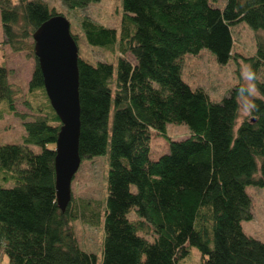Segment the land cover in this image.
Wrapping results in <instances>:
<instances>
[{
  "label": "trees",
  "instance_id": "obj_1",
  "mask_svg": "<svg viewBox=\"0 0 264 264\" xmlns=\"http://www.w3.org/2000/svg\"><path fill=\"white\" fill-rule=\"evenodd\" d=\"M62 1L77 9L99 0ZM0 11L2 47L30 51L36 59L25 99L34 112L29 115L16 109L1 50L0 103L20 117L25 135L22 144L0 142V253L8 264H97L70 223L95 225L100 209L72 208L73 198L65 212L58 206L55 148L62 123L35 54L34 32L64 14L46 0H0ZM241 22L264 31V0H226L224 7L217 0H123L119 37L116 28L83 18L88 44L119 54L116 63L78 59L79 153L84 159L110 151L102 264H179L192 246L201 264H264V242L240 232L230 211L241 202L243 185L264 184V101L238 125L237 87L215 101L182 77L186 54L205 48L219 64L235 59L233 27ZM243 58L264 95V40ZM168 123L188 125L191 135L172 139ZM152 131L169 144L157 159L151 157ZM234 156L235 170L226 175Z\"/></svg>",
  "mask_w": 264,
  "mask_h": 264
},
{
  "label": "rangeland",
  "instance_id": "obj_2",
  "mask_svg": "<svg viewBox=\"0 0 264 264\" xmlns=\"http://www.w3.org/2000/svg\"><path fill=\"white\" fill-rule=\"evenodd\" d=\"M51 7L56 8L70 21L71 32L77 35L79 54L89 61H103L116 63L118 50H110L88 44L82 29V20L85 16L93 21L106 26L114 27L120 35V20L123 15V0H99L89 3L84 8L69 9L62 0H46ZM219 6L224 7L226 0H217ZM234 46L233 51L236 58L229 63L219 64L215 55L208 49H202L199 55L186 54L183 61L182 77L193 88L204 89L215 101H221L231 90L238 87L242 81L240 66L248 63L243 57L255 54L257 50V40H264V31H255L245 22H241L233 27ZM3 26L0 11V55L1 50L5 51V58L10 69L9 81L15 90V106L20 113L34 112L25 104L27 98L28 85L35 68L36 59L30 51L13 52L8 47L3 46ZM119 41V40H118ZM127 57L133 61L131 55ZM249 64V63H248ZM239 102L241 100L239 97ZM6 103H0V142L1 143H23L25 128L20 117L6 110ZM246 117V113L240 107L238 125ZM112 119V116H111ZM167 134L174 140H183L191 135V130L186 124H167ZM151 157L159 156L169 151V144L158 132L152 131L151 136ZM35 151L40 147L31 145ZM239 152L242 158H246V152L240 147ZM236 158H232L223 172L228 175L235 170ZM110 163V151L100 156L84 158L72 181L73 207L85 204L87 212L96 211V206L100 209L102 220L95 225H91L81 219L71 221L70 227L75 231L81 247L97 255V264H102V243L104 238V211L107 195V176ZM0 174V181L2 180ZM231 178V177H230ZM5 186L11 183H2ZM241 202L237 199L230 208L231 213H237V227L240 232H244L254 238L264 242V184L261 182L243 185L241 189ZM86 202V203H85ZM88 203V204H87ZM136 216V212L131 213ZM149 238L152 235H147ZM7 256L0 253V264H8ZM179 264H201V255L197 247L189 248L188 255Z\"/></svg>",
  "mask_w": 264,
  "mask_h": 264
},
{
  "label": "water",
  "instance_id": "obj_3",
  "mask_svg": "<svg viewBox=\"0 0 264 264\" xmlns=\"http://www.w3.org/2000/svg\"><path fill=\"white\" fill-rule=\"evenodd\" d=\"M33 38L48 97L62 123L55 148V182L58 206L65 212L72 199V181L82 161L79 47L70 21L60 14L43 22Z\"/></svg>",
  "mask_w": 264,
  "mask_h": 264
},
{
  "label": "clouds",
  "instance_id": "obj_4",
  "mask_svg": "<svg viewBox=\"0 0 264 264\" xmlns=\"http://www.w3.org/2000/svg\"><path fill=\"white\" fill-rule=\"evenodd\" d=\"M240 73L243 83L236 88V95L240 97V107L250 118L259 110L257 101H264V95H261L258 87V76L251 64L242 63Z\"/></svg>",
  "mask_w": 264,
  "mask_h": 264
},
{
  "label": "crops",
  "instance_id": "obj_5",
  "mask_svg": "<svg viewBox=\"0 0 264 264\" xmlns=\"http://www.w3.org/2000/svg\"><path fill=\"white\" fill-rule=\"evenodd\" d=\"M152 152V151H151ZM160 156V155H159ZM159 156L153 157V159H157Z\"/></svg>",
  "mask_w": 264,
  "mask_h": 264
}]
</instances>
